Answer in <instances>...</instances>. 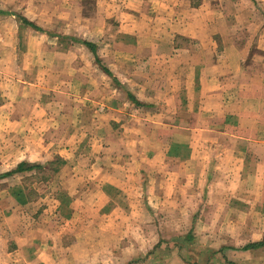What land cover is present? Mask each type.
Masks as SVG:
<instances>
[{
    "label": "crops",
    "instance_id": "1",
    "mask_svg": "<svg viewBox=\"0 0 264 264\" xmlns=\"http://www.w3.org/2000/svg\"><path fill=\"white\" fill-rule=\"evenodd\" d=\"M86 1L103 16L85 0L65 19L52 0H0V86L35 100L0 114L3 129L75 131L43 162L24 152L56 206L1 229L0 264H264V246L245 248L264 238V0ZM76 203L86 241L30 236L73 232Z\"/></svg>",
    "mask_w": 264,
    "mask_h": 264
},
{
    "label": "rangeland",
    "instance_id": "2",
    "mask_svg": "<svg viewBox=\"0 0 264 264\" xmlns=\"http://www.w3.org/2000/svg\"><path fill=\"white\" fill-rule=\"evenodd\" d=\"M71 1L72 0H59L58 3L57 0H52V4L61 6V17H63L64 19L66 17L69 18L71 14ZM48 3L51 2L48 1ZM84 4V13H96V17L98 14L100 16H103V11H98V4L96 5V8H94L93 3L87 2L86 0ZM43 19H52L49 24H52L51 28H54L53 24H55L56 17H52L50 9L44 8ZM13 90V86L8 87L5 84H2L0 86V105H4V107H2L3 110L0 109V114H3V116L7 117L9 114H11V112H13V115H16L13 118L19 117L20 115L25 116L30 114L32 111L31 108L34 107L33 102H35V100L16 98L12 93ZM6 117H1V120L2 118L6 119ZM4 125L6 124L2 123L1 121L0 176L4 173L14 170L20 162H23L21 161V158L25 156V151L31 152V158H33V160L36 159L39 162H43V148L45 149V153L48 154H45L44 156V159L47 160L54 156H51V153H55L56 150L59 151L66 147L69 148L72 145L71 142L66 143L67 140L63 139L65 138V134L67 135L66 138L75 134V131H73L72 129H65L63 136L57 139L56 133L54 131L47 132L46 136H43L44 131L40 129L41 127H43V125L36 127V129L33 128L35 130L34 131L30 128L32 127L31 124H29V128L25 129L24 125L18 127L16 123H11V125L14 126L16 130L7 133V130L3 129ZM52 127L54 128V125H52ZM30 135L33 136L30 137ZM58 178L60 179L59 176ZM67 188L71 191L73 190V188L68 185ZM56 189L57 188L54 187V185L50 186V183H43V168L34 171L16 173L10 176L0 178V232L1 229L3 234H6L7 232L10 233L11 230L13 231L15 226H19V223L23 220L24 215L26 219H30V222H33V217L36 219L34 222L40 221L39 218L43 217V207L45 206L47 207L48 214L53 212L55 210L56 205L53 202L49 203L48 200L43 201V196L50 195V198H52V194H54L52 192H56ZM20 197H22L23 200H21ZM74 206H76L77 209L76 217L72 220H69L68 222L64 221L63 223L64 225L74 224V227H72L73 232L62 231L61 235L57 234L56 236L50 230H48V227H46L44 230L45 233H43V230H38V228H36V232L30 236L39 237V240L40 238H43V236L46 239L50 237H58V239H60L61 241L63 240L64 242H68V240H74L75 238L79 237L80 240L86 241L87 235L83 233L79 234L78 232H81L83 229H88V211L86 209L87 205L76 203ZM96 222L98 224V219L96 220ZM9 226H12L11 229H9ZM18 229L19 228L17 227V230ZM91 235L92 238H96V245L98 246L100 241H102V236L100 235V232L97 230L96 234ZM134 236H136L137 240L140 238L139 236L135 235V233H128L127 235H123L121 237V240L127 241L129 240V238L135 240ZM119 238L120 236L114 239L119 240ZM46 239L44 240L45 242ZM38 246L43 247V242ZM99 246L104 247L101 244ZM24 249L25 251H28L30 247L25 246ZM77 251L76 253L79 254V259L85 260L83 259V255L80 253V249ZM60 258L62 259L63 264H71L68 254L63 253Z\"/></svg>",
    "mask_w": 264,
    "mask_h": 264
},
{
    "label": "trees",
    "instance_id": "3",
    "mask_svg": "<svg viewBox=\"0 0 264 264\" xmlns=\"http://www.w3.org/2000/svg\"><path fill=\"white\" fill-rule=\"evenodd\" d=\"M43 31H44V29H43ZM85 44L93 51V52H95L96 53V45L94 44V43H91V42H85ZM97 59V61L99 62L100 60L98 59V57L96 58ZM56 161H51V162H49V163H55ZM43 168V163H30V162H25V161H23V162H20L19 164H18V166L14 169V170H12V171H9V172H7V173H4V174H2L1 176H0V178H2V177H6V176H10V175H13V174H16V173H23V172H28V171H34V170H38V169H42ZM20 199L21 200H23V198L22 197H20ZM194 240V235L190 232V233H188L187 235H185L184 237H177V238H175V242H173V243H175V246L177 247L178 245L180 246L181 245V247L183 246V245H186V244H188V245H190L189 243L191 242V241H193ZM260 246H264V238L261 240V241H258V242H253V243H249L248 245H246L245 246V248L246 249H248V248H257V247H260ZM209 253V255H208V258H209V260L210 259H212L213 258V256H214V254L216 253V252H212V253H210V252H208ZM213 254V255H212ZM161 258L162 257H158L157 259L158 260H161ZM199 255L198 256H193V255H189L188 256V260L189 261H192V262H194V263H196V264H198L199 263ZM227 264H235V263H233V262H228Z\"/></svg>",
    "mask_w": 264,
    "mask_h": 264
}]
</instances>
